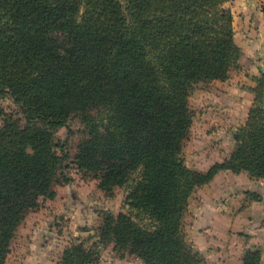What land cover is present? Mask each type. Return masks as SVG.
<instances>
[{"label": "trees", "instance_id": "obj_1", "mask_svg": "<svg viewBox=\"0 0 264 264\" xmlns=\"http://www.w3.org/2000/svg\"><path fill=\"white\" fill-rule=\"evenodd\" d=\"M228 1L0 0V98L26 120L0 125V264L27 213L69 181L55 131L73 116V164L107 195L123 188L127 208L103 213L94 245L70 242L57 264H92L107 241L144 264H206L183 230L191 194L219 170L264 178V71L229 155L204 171L183 159L192 89L240 64Z\"/></svg>", "mask_w": 264, "mask_h": 264}, {"label": "rangeland", "instance_id": "obj_2", "mask_svg": "<svg viewBox=\"0 0 264 264\" xmlns=\"http://www.w3.org/2000/svg\"><path fill=\"white\" fill-rule=\"evenodd\" d=\"M239 28L240 25L237 24V40H241ZM238 43L248 50V54L251 53L249 50L254 48L251 44H246L245 47L244 42ZM240 59L239 67L232 69L230 71L232 76L229 77L233 78L239 87L251 90L255 86L254 78L259 75L253 74L250 67L262 66L264 57L241 56ZM250 80L254 82V86ZM218 88L220 87L212 84L211 81L201 82L194 86L189 96L193 118L188 138L183 144V159L187 166L194 169L204 171L212 165V162L221 155L212 152L214 146L220 149V146L230 145L239 127L230 125L233 112L228 107L234 108V105L213 97L212 93ZM8 117L15 119L21 127L26 124L22 104L5 96L0 98V125L3 119ZM82 128L79 119L73 116L67 125L56 129V139L64 142L65 151L68 152L64 172L69 177V181L55 185L58 193L55 199L40 198L39 206L33 212H44V218L47 217L45 224L53 219L51 223L54 232L60 231L58 233L62 234L67 242L83 241L85 246H92L97 240V229L103 213L117 214L126 210L127 207L124 204L125 190L123 188H115L111 195L104 194L96 187L98 183L96 179L79 171L73 164L72 159L77 144L84 136ZM223 180L225 181L226 177H223ZM242 184L244 185L239 191L234 190L235 196L231 199L227 196L231 190L218 192L212 198V206L219 212L218 215L217 213L212 215V224L205 221V212L200 211V205L210 191L199 188L190 196L189 210L183 218V230L190 246L193 249L201 248L204 254L196 251L203 256L206 264H241L247 250L246 245L252 247V244L262 247L261 264H264V199L260 204H256L257 207H249L250 215L239 217L235 221V227L228 228L224 218L225 214L238 215L245 205L248 206L249 203L244 202L240 193L247 183ZM260 189L264 194V180L260 183ZM250 191L260 195L257 190ZM95 249L96 258L92 264H144L137 256L114 248L112 241L97 245Z\"/></svg>", "mask_w": 264, "mask_h": 264}, {"label": "crops", "instance_id": "obj_3", "mask_svg": "<svg viewBox=\"0 0 264 264\" xmlns=\"http://www.w3.org/2000/svg\"><path fill=\"white\" fill-rule=\"evenodd\" d=\"M226 5L231 9L233 14L236 42H244L245 47L247 46L246 44H251L254 47L249 50L251 53L248 54V50L244 49L241 44L238 43L243 51L242 57H264V0H229ZM237 24L240 25L239 32L241 40L236 39ZM245 52L247 53L245 54ZM250 70L253 74L259 75L264 71V64L262 66L258 65V67L252 65ZM230 75L232 76L231 72ZM211 83L217 84L220 87L212 93L215 99H222L230 105H234V108L231 106L228 107L231 112H233V116L230 119L232 124L230 125H236L235 127L242 125L246 120L248 111L253 102L254 94L252 91L248 88L239 87V85L234 82V79L230 77L222 81L213 80ZM250 83L254 86V82L251 81ZM228 108L226 107V109ZM234 144L235 140L232 138L230 145L228 144L226 147L220 146V149H218L217 146H214L215 148L212 149V152H215L217 155H221L218 156V158L212 163L222 161L225 157H227L233 149ZM223 177H226L225 181L223 180ZM262 180H264V178L249 177L246 171L233 173L230 170H219L212 180L197 188H204L205 191H210L205 195L206 198L204 199L203 204L200 205V211L205 212V221L212 224V215L214 213H217V215L219 214V212L212 206V198L216 196L218 192L231 190L230 193H227L228 198L231 199L235 196L234 190L239 191L241 186L244 185L242 184L244 182L247 184L244 186L243 190L240 191V193L242 194L244 202L249 203L248 206L245 205L238 215H224L228 228L229 226L235 227V221L239 217L250 215V212L248 211L249 207H257L256 204H260L261 200L264 199V194L260 189V183H262ZM96 187L98 188L97 185ZM98 190L103 192L99 188ZM250 190H257L260 193V200H252L248 198L246 191ZM57 194L58 193L56 191V196ZM189 206L190 205L188 204V210ZM33 211L34 210L27 213L24 221L19 225L17 231L15 232L4 264H57L65 246L72 242V240L67 242L63 238V235L58 233L60 231L57 233L54 232V227H52L51 223L53 222V219H51L49 223H46L48 224L46 227L45 220L47 217L44 218L43 216L45 213ZM246 248H258L261 251V254L263 251L262 247L255 246L253 244L252 247H248L246 245ZM200 249L196 248V250L204 254Z\"/></svg>", "mask_w": 264, "mask_h": 264}]
</instances>
